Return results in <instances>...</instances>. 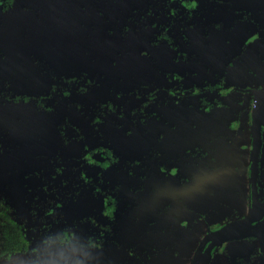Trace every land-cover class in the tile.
Masks as SVG:
<instances>
[{"label": "rangeland", "instance_id": "rangeland-1", "mask_svg": "<svg viewBox=\"0 0 264 264\" xmlns=\"http://www.w3.org/2000/svg\"><path fill=\"white\" fill-rule=\"evenodd\" d=\"M3 1L0 192L21 207L25 202L22 191L35 184L30 172L36 168L39 183H44V177L49 179L48 170L41 173L40 153L58 150V123L68 112L81 143L93 148L100 142L119 157L105 175L108 187L116 180L122 184L115 226L122 235L116 240L140 253L139 257L126 255L125 264H191L205 222L232 217L248 198L249 133L244 117L235 122L236 129L231 127L237 108L234 102L231 108L204 113L194 104L197 95L171 94L164 88L172 82L169 68L181 70L182 65L189 73H197L185 77L196 82L205 77V62L230 58L229 52H238L247 43L248 68L264 72L259 65L264 59V39L256 35H264V0H199L198 7L206 10L183 19L178 33L187 39L173 43L187 58L186 64L171 63L170 43L158 39L151 25L130 16L134 10L148 11L151 24L160 19L165 23V11L154 13V0H116L111 6L108 0ZM145 26L150 33L143 30ZM37 57L53 64L56 74L46 79ZM69 78L76 81V90L85 89L66 96L64 79ZM186 79L179 84L185 86ZM145 100L151 101L149 108L138 109ZM74 104L81 108L77 110ZM109 105L116 112L102 117L98 110ZM94 138L101 141L87 142ZM30 139L41 142H33L31 150ZM129 164H134L133 175H124L121 167ZM176 165L188 174L186 186H180L168 171ZM11 180L16 188L6 191ZM102 188L104 194L91 191L80 204L70 201L69 207L85 211L89 219L97 217L91 212L109 191ZM174 197L184 201L175 202ZM250 242L229 246L226 261L234 264L240 257L246 264H259L258 244L251 250ZM105 246L97 258L88 248L63 250L67 258H56V264H85L90 259L93 264H113L122 252L112 243ZM150 250L155 255L146 258ZM0 264L35 262L30 256L13 254L0 257Z\"/></svg>", "mask_w": 264, "mask_h": 264}, {"label": "flooded vegetation", "instance_id": "flooded-vegetation-1", "mask_svg": "<svg viewBox=\"0 0 264 264\" xmlns=\"http://www.w3.org/2000/svg\"><path fill=\"white\" fill-rule=\"evenodd\" d=\"M115 2L116 0H111L110 6L114 5ZM198 2L199 0H154V8L158 9L156 12L162 14L165 11L166 17L165 23H160L158 26V22H155L152 28L158 27L155 36L158 39L166 40L167 44L170 43V51L172 53H169L171 55L169 61L171 63L182 62V64H186L187 62V58L177 49V45L173 43L178 39H187L185 35L179 36L178 33L182 20L190 18L194 11L206 10L199 8ZM174 29H177V33ZM256 35H259L262 40L264 39L262 33ZM246 44H241L236 49L240 50L238 52H229V55L231 54L230 58H222L219 62L218 60L205 62V77L196 82H192V80L185 77L187 75H196L197 73H189L182 65L181 70L175 69L176 67L169 68L168 79L172 82H168V85L164 87L176 96L197 95L198 101L194 102V104L204 113L231 108L230 104L234 102L235 105L237 104V108L235 109V120L231 127L236 129L235 122L244 117L243 124L248 128L249 133L250 147L247 159L248 167L246 169V182H248L249 188L248 198L243 200L241 206L232 212V217L227 218L224 216L205 222V228L199 231L200 238L193 249L192 260L190 259L191 264H232L226 261L229 258V246L238 248L237 243H247L248 240L251 241L249 243V249L251 248V250L254 248L253 244H258L259 264H264L263 122L260 123L261 129L259 131L260 149L256 178V198L253 196L250 182L251 150L254 143L253 123L256 120L254 107H262V109L264 107V72L261 73L251 66L248 68L246 56L249 54L246 50ZM263 45L264 42L262 43ZM144 54L146 52L143 51L142 55ZM254 54L261 55L260 53ZM46 62L48 61L41 57L36 59V63L44 77L49 76L51 78L56 74V69L51 63L47 64ZM259 65L264 66V59L260 61ZM183 79L187 80L185 86L179 84L184 83ZM64 80L68 81L67 79ZM247 81H254V83H247ZM75 85L76 81H71V83L67 84L68 88L66 87L67 90L65 89L67 96L70 90L75 89ZM178 86H181V88H178ZM84 89L85 87L83 86L79 90L75 89V92L81 93ZM8 96L11 97L10 95ZM231 97H233V100ZM14 98L17 99V96H14ZM136 98L139 101L142 100L138 96ZM146 100L143 102L144 105L140 102L138 109L145 110L149 108L148 105L151 101ZM74 105L77 106V110L81 108L77 104ZM113 109L112 105H109L108 108L102 106L98 112L104 117L108 115L109 111H111L110 114L116 112ZM134 109L136 110V107ZM116 117L119 116L116 115ZM116 121L119 122V119ZM261 121H263L262 117ZM58 126L60 133L58 150L55 153L51 149L47 154H44L43 151L40 153L42 165H39V167L41 173L45 168L44 157L47 156V160L49 159V163L52 165L50 167L52 173L49 174L47 169L49 179L47 180L44 177V183H39L35 174L33 176L35 184L32 183V187L28 186V194L21 207H18V204L6 192H0V223L4 222V229L0 230V235H6L7 249L10 251L0 257L22 254L30 256L35 264H56V258L57 260L59 257L61 259L67 258L63 250L73 251L80 248H88L89 251H92L95 258L100 257L103 251L107 249L106 243L114 244L122 252L119 256L113 258V261L117 260L113 264H125L126 255L139 257L140 253L136 247L125 246L123 242L116 240L117 237L122 235L120 228L115 227L119 201L123 197L122 194H118L122 184L119 183V180H116L111 185V188L108 187L109 184L106 182L105 175H107L106 172L109 167L114 165L119 158L118 155L114 149L100 143L101 139L99 138L87 141L99 142L93 148H90L84 141V144L81 143L79 141L80 138L78 139L77 137L78 128L70 120H66L63 123L59 122ZM32 140H29V146H32ZM37 141L40 142V139H37ZM50 156L53 157L49 158ZM63 156L65 158H62ZM154 156L158 157L159 153ZM24 163H26V159ZM61 165H63V168ZM133 167L134 164H129L121 168L124 169V175L127 173L133 175ZM178 168L180 169L178 170ZM201 168H204V166H201ZM168 171L173 172L177 177L176 179L174 176V179L180 186L183 187L188 184V174H184L182 168L178 165L169 168ZM49 185L51 186L50 189ZM8 186H10L11 190L13 189L11 184ZM63 186L66 187L64 190L61 189ZM101 187H105L109 191L106 192L107 194H105L103 201L98 205L97 210L94 209L91 212L97 214V217L95 215L89 219L84 216L87 214L85 211L69 207L70 201H78V204H80L84 199V195L91 191L104 194L105 190L103 188L100 189ZM30 188L31 190H29ZM35 188H37L36 191ZM254 199L256 200L255 203ZM174 200L175 202L184 201L183 198L176 201V197H174ZM199 214L203 213L198 212L197 215ZM147 229L145 228V231ZM0 249H2L1 244ZM154 255L155 252L150 250L146 254V258ZM85 264H93L92 259L89 262L86 261ZM234 264L246 263L243 258L238 257Z\"/></svg>", "mask_w": 264, "mask_h": 264}, {"label": "water", "instance_id": "water-1", "mask_svg": "<svg viewBox=\"0 0 264 264\" xmlns=\"http://www.w3.org/2000/svg\"><path fill=\"white\" fill-rule=\"evenodd\" d=\"M108 1H111V0H108ZM96 2H98V0H96ZM96 4V3H95ZM158 9L154 8V12L157 11ZM100 12H102V10H99ZM164 19H165V16H163ZM111 20V19H110ZM160 23H163V21L159 20V24ZM113 32L109 30V34H112ZM178 51V50H177ZM37 59V58H36ZM47 61V60H46ZM220 60H218L219 62ZM217 62V64H218ZM47 64L50 63L49 61L46 62ZM53 65V64H52ZM54 67V65H53ZM46 79H49L50 77L49 76H45ZM67 84L71 83V81H66ZM75 93V89L73 90H70L68 92V96H70L71 94ZM15 96V94L13 95ZM67 96V95H66ZM264 96V94H263ZM261 99H263L261 97ZM61 113H64V112H61ZM70 113H65V116L61 119V123L65 122L66 120H70L71 122H73V118H70L69 115ZM263 114V115H262ZM254 116H255V122L253 123V139H254V143H253V147H252V156H251V162H252V166H251V177H250V182H251V186H252V190H253V196L254 198H256V178H257V167H258V157H259V149H260V134H259V131L261 129V125L260 123L263 122L262 124L264 125V107L262 109V107H254ZM261 117H262V120L261 121ZM59 132V131H58ZM30 138H33V136L31 135ZM32 142H35V143H38L37 139H33ZM40 142H41V139H40ZM31 148V150L33 149L34 145L32 146H29ZM29 171V170H28ZM27 171V172H28ZM31 174L29 175L32 179H33V176L36 174V170L30 172ZM3 180V178H1V181ZM5 182L7 181L6 178L4 180ZM8 182V181H7ZM9 184H11V186H13V189L12 191L14 190V188H16V185H14V182L13 180H11V182L7 183L6 186H5V190L8 191V190H11L10 189V186H8ZM30 187H32V183H30L29 185ZM1 188V187H0ZM28 190V187L25 188L23 191H22V195H24V197H27V194H26V191ZM256 202V200L254 199V203Z\"/></svg>", "mask_w": 264, "mask_h": 264}, {"label": "trees", "instance_id": "trees-1", "mask_svg": "<svg viewBox=\"0 0 264 264\" xmlns=\"http://www.w3.org/2000/svg\"><path fill=\"white\" fill-rule=\"evenodd\" d=\"M153 15H154V13H153ZM130 16L134 17L136 19V21L143 22V23L147 24V26H150V25L151 26H154V23L155 22L153 21V23L151 24V18H150V15H149L148 11L147 12H144L142 14L139 13V10L133 11L130 14ZM157 24H158V26L160 25L159 24V20H158V23ZM157 28H152L153 31H154V34H157ZM143 30H145L146 33H150V31L148 30V28L146 26L143 28ZM51 157H53V156H50L49 158H51ZM62 158H65V157L63 156ZM43 160H44V164H45V168L43 169V172H46L47 169H48L49 170V173H52V171L50 169V167H52V165L49 163V159L47 160V156L44 157ZM61 167L63 168V165H61ZM3 224H4V222H1L0 223V230L1 231L4 229V225ZM0 244L2 245V249H0V256H2L5 253H9L10 252L7 249L6 235H4V234L0 235Z\"/></svg>", "mask_w": 264, "mask_h": 264}]
</instances>
